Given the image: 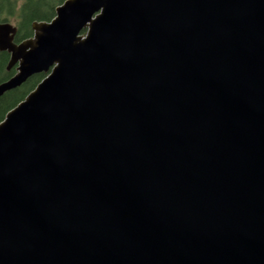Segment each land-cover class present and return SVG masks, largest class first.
<instances>
[{
  "label": "water",
  "instance_id": "1",
  "mask_svg": "<svg viewBox=\"0 0 264 264\" xmlns=\"http://www.w3.org/2000/svg\"><path fill=\"white\" fill-rule=\"evenodd\" d=\"M0 122V264H264V0H65Z\"/></svg>",
  "mask_w": 264,
  "mask_h": 264
},
{
  "label": "trees",
  "instance_id": "2",
  "mask_svg": "<svg viewBox=\"0 0 264 264\" xmlns=\"http://www.w3.org/2000/svg\"><path fill=\"white\" fill-rule=\"evenodd\" d=\"M65 0H0V22H13L17 28L15 41L19 42L32 37L33 22L50 21L55 15V8ZM9 55L0 52V82L7 80L15 69H6ZM44 77L35 74L20 87L13 89L0 97V122L7 111L19 103L27 93Z\"/></svg>",
  "mask_w": 264,
  "mask_h": 264
},
{
  "label": "rangeland",
  "instance_id": "3",
  "mask_svg": "<svg viewBox=\"0 0 264 264\" xmlns=\"http://www.w3.org/2000/svg\"><path fill=\"white\" fill-rule=\"evenodd\" d=\"M11 24H13V22H10Z\"/></svg>",
  "mask_w": 264,
  "mask_h": 264
},
{
  "label": "bare ground",
  "instance_id": "4",
  "mask_svg": "<svg viewBox=\"0 0 264 264\" xmlns=\"http://www.w3.org/2000/svg\"><path fill=\"white\" fill-rule=\"evenodd\" d=\"M45 76V75H44Z\"/></svg>",
  "mask_w": 264,
  "mask_h": 264
}]
</instances>
